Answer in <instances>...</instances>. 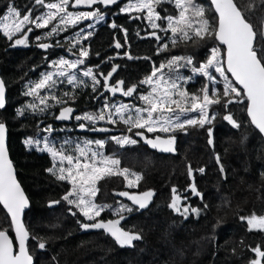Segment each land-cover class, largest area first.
<instances>
[{
    "label": "trees",
    "instance_id": "obj_1",
    "mask_svg": "<svg viewBox=\"0 0 264 264\" xmlns=\"http://www.w3.org/2000/svg\"><path fill=\"white\" fill-rule=\"evenodd\" d=\"M127 1L122 0L113 7L97 4L89 8L99 11L105 17L96 25L93 34L83 40L89 52L83 68L91 67L101 81L97 90L92 91L90 81L87 87L75 90L73 100L63 97L64 91H72L71 86L65 83L56 90V94L66 99L67 104L49 108L43 114L33 115L28 111L20 116L18 110L25 108L32 100L24 95L27 85L39 80L46 64L63 54L62 50L56 47L45 53L38 50L34 46L33 37L40 36V33L30 35L27 46H24L14 45V39L9 41L0 32V74L7 90L6 107L0 111V122L7 127L10 159L30 203L24 224L30 234L28 248L34 264H250L255 258L252 249L260 247L264 250V232L249 231L246 220L241 217L264 215V141L247 117L246 99L243 103L228 104L226 108L223 99L221 104L210 106L209 115H215V119L203 128L198 125L187 126L186 130H176L166 135L157 132L147 134L143 129H133L130 133L144 132L148 139L155 135L175 136V156L157 154L139 136L135 145L120 147L107 138V132L79 134L73 125L56 121L62 107H72L76 110V116L96 113L103 107L106 98L108 102H132L141 106L136 94L126 99L119 92L112 95L105 91L103 77L115 67L116 71L109 84L123 80L127 88L148 76L154 64L159 66L175 56L190 57L193 60V65L179 69L180 75L190 78L183 84L190 93L200 94L204 85L222 93L223 81L218 73L213 71L220 82L211 84L206 77L194 75L191 71L193 66L206 61L211 48L220 47L214 38H193L187 42L178 40L173 46L170 32L153 29L143 15H139L140 19H133L135 16L121 13L120 9ZM197 2L209 10L210 17L215 15L207 0ZM238 3L253 25L259 28L264 21L261 0H238ZM9 4L18 7L21 15L29 8L33 9V16L44 10L40 5H35L33 0H0V18L6 14ZM249 4L255 6L251 11L247 7ZM157 11L162 16L176 13L174 5L168 3L161 4ZM157 23L166 26V21ZM112 24L117 27L113 28ZM153 32L161 37L159 41L152 35ZM61 38L43 40L53 46ZM117 42L122 47L117 48ZM164 44L168 45L167 51L161 50ZM129 56L132 58L129 59ZM148 90L147 86L140 85L138 93H147ZM229 113L241 124L239 129L233 128L223 119ZM197 116V112L188 114L192 118ZM79 123L83 122L80 120ZM41 125H50L54 129L52 137L59 136L60 139L63 135L60 130L70 128L76 140L81 137L106 139L109 143L105 144V153L119 159L120 168H127L130 173L142 176L138 186L131 189L121 176L106 177L98 182L99 192L95 197L98 205L106 206L97 220L119 219L114 210L121 205L133 209L121 213L124 219L120 223V227L125 230L142 236L141 240L134 241L133 247L121 248L102 229L81 230L82 223L94 221H85L74 207L62 199L70 185L58 181L46 171L52 166L51 157L24 143L42 131ZM121 129L122 132L127 131ZM208 129L212 130L211 146L208 143ZM189 165L194 170L203 168L204 172L194 171L193 177H189ZM221 167L223 172L220 171ZM193 179L202 198L195 195L192 199H182V204L190 209H200V213L197 215L190 211L185 219V216L169 207L171 189L175 187L184 198ZM145 191H153L155 195L143 212H138L127 197L118 195L120 192L132 195ZM52 203L54 205L50 207ZM9 225V218L0 207V228L7 230L13 238ZM41 241L45 243L44 249L38 247Z\"/></svg>",
    "mask_w": 264,
    "mask_h": 264
},
{
    "label": "snow or ice",
    "instance_id": "obj_2",
    "mask_svg": "<svg viewBox=\"0 0 264 264\" xmlns=\"http://www.w3.org/2000/svg\"><path fill=\"white\" fill-rule=\"evenodd\" d=\"M33 3L47 11L33 16V9L29 8L21 15L18 7L9 4L6 14L0 18V32L9 41H13V38L16 37L14 45L27 46L28 33H31L34 28H48L49 25H52L48 32V35L52 36L62 30L66 31L69 26L75 27L83 20L96 18L99 22L104 19L99 11L73 12L69 9L81 6L91 8L97 4L107 7L117 4L118 0H33ZM163 3L173 4L176 13L162 16L157 8ZM261 5L264 6V0H261ZM247 7L251 11L255 6L249 4ZM211 8L214 9L215 15L210 17L209 10L201 6L197 0H129L128 4L121 8V11L129 14L146 12L144 18L153 29L171 33L173 46L177 44L178 40L187 42L193 38L199 40L214 38L218 41L219 45L223 46V50L220 47L211 48L206 61L198 66H193L191 71L194 75L206 77L211 84H217L222 80V93L216 88L210 90L208 85H204L200 89V94L190 93L183 87V84H186L190 78L180 75L179 69L193 65V60L190 57L175 56L159 66L154 64L148 76L138 84L127 88L124 87L123 80L109 84L112 74L116 71L115 67L103 77L105 91L112 95L119 92L124 97H133L136 94L137 98L143 102V106L128 103L109 104L106 98L103 107L96 113H85L73 117L74 109L72 107H62L56 119L83 120L92 125L99 121L112 125L119 122L127 127L129 133L133 129H143L148 133H172L176 130H186L187 126L198 125L203 128L205 124H211L215 115H209V108L212 105L221 104L222 99L225 100L223 105L225 108L228 104L243 103L246 99V112L250 123L264 137V43H262L264 41V21L259 28L254 26L238 0H211ZM132 18L140 19L141 17ZM162 20L166 21V26L157 23ZM54 21H56L55 24ZM29 25L31 26L29 27ZM92 26L89 25V27ZM112 27L115 28L117 25L112 24ZM25 28H27V32H25ZM90 35L91 33H86L83 39L87 40ZM152 35L157 41L161 39L155 32ZM69 43L73 48L80 44L79 34H77L74 43L71 40ZM115 46L122 47L119 42ZM39 47L48 49L52 45L41 43ZM167 49V44L161 46V50L167 51ZM88 55V50L80 47L77 59L60 58L53 62L54 71L43 73L39 80L27 85L24 95L31 97L32 100L25 108L18 110V115L24 116L28 111H31L33 115L43 114L49 108L67 104L66 99L56 94V90L65 83L71 86L72 91H64L63 97L74 100L75 90L88 86L83 78L91 80L92 91L95 92L101 81L97 79V75L94 74L91 67L81 68ZM213 71L219 74L220 80L213 75ZM228 73L231 74L232 79H229ZM101 75L103 74L101 73ZM140 85L147 86L149 89L147 93H138ZM4 108L5 85L3 80H0V109ZM192 112H197L198 116L188 117V114ZM182 116L188 118L182 119ZM223 119L233 128L241 127V124L230 113L224 115ZM79 128L101 132L110 131L108 128L93 127L89 129L84 123H81ZM53 130L50 125L43 129L49 134ZM6 134V126L0 122V206L6 210L7 217L10 218L9 226L15 232V244L8 231L0 228V264H34L33 256L28 248L30 234L21 219L24 210L29 207V201L17 180L13 162L9 159L5 142ZM135 135L143 139L153 149L166 153H175L176 151L175 136L168 138L156 136L154 139H148L144 132L140 131H137ZM208 135L212 136L211 129H208ZM110 139L121 147L135 145L138 142L128 135L112 136ZM24 143L51 157L52 166L46 171L55 176L58 181H64L70 185L62 199L78 209L88 221H94L93 223H82L81 227L84 230L102 229L110 234L121 248L133 247L134 241L142 239L139 233H133L120 227L121 220L124 219L121 213L133 210L126 205H121L119 209L114 210L119 219L97 220L106 207L95 202V197L99 192L97 184L100 180L106 177L121 176L127 181V187L131 188L138 186V182L142 179L141 175L130 173L127 168H120L121 161L119 159L107 156L101 151L105 147V141L74 142L69 139L57 145L49 137H33L26 139ZM208 143L212 144L213 141L209 139ZM216 159L219 162V156ZM187 171L188 176L193 177L194 171L203 173L204 169L194 170L189 165ZM220 171H224L223 167ZM190 190L194 195L201 196V193L197 191L194 179ZM171 192L172 200L169 207L174 212L185 216V219L187 218L186 214L190 211L199 215L200 209L183 206L182 199H187V197L182 198L175 187L171 189ZM118 195L127 197L140 209H144L148 207L155 193L145 191L139 195H130L127 192H120ZM54 203H59V201ZM241 219L246 220L249 231L264 232V215L252 214L249 217H241ZM38 247L44 249L45 243L39 242ZM252 251L255 253V258L250 261V264H262L264 250L256 247Z\"/></svg>",
    "mask_w": 264,
    "mask_h": 264
},
{
    "label": "rangeland",
    "instance_id": "obj_3",
    "mask_svg": "<svg viewBox=\"0 0 264 264\" xmlns=\"http://www.w3.org/2000/svg\"><path fill=\"white\" fill-rule=\"evenodd\" d=\"M128 2L129 1H127L122 7H125L127 4H128ZM121 7V8H122ZM70 11H73V12H79V11H85V12H87V11H96V10H90L88 7H85V6H81V7H79V8H71L70 7V9H69ZM47 11V9H44L43 10V12L42 13H44V12H46ZM120 12L121 13H124V12H122L121 11V9H120ZM41 13V14H42ZM124 14H127V15H131V16H139V15H143L144 17H145V15H146V12L145 13H135V12H133V13H124ZM40 15V14H39ZM103 20H105V17H104V19ZM103 20H101V21H103ZM101 21H99V22H97V19L96 18H93V19H91V20H83V21H81V22H79L75 27H71V26H69L68 28H67V30L66 31H60L58 34H54V35H52V36H49L48 35V32H49V30H50V28L52 27V25H49V27L48 28H40V29H36V28H34L33 29V31L31 32V33H28V37L30 36V35H32V34H35V33H40V36L39 35H34V37H33V42H34V46H37V45H39V44H41V43H48V44H51L50 42H48V41H44L45 39H51V38H53V39H55V38H58L59 36H62V38L60 39V40H57L56 41V44H54L53 45V47H56V49H58V50H62V52H63V54H60V56H58V57H54L51 61H49V63L48 64H46V67L42 70V72H41V75L43 74V73H46V72H50V71H54V68L52 67V64H53V62H55V61H57V60H59L60 58H65V59H71V60H75V59H77L78 58V50H79V48L80 47H84V48H86V46H85V44L83 43V36L86 34V33H91V34H93V32H94V30H95V27H96V25L98 24V23H100ZM54 24L56 23V21H54L53 22ZM89 25H93L92 27H89ZM31 25H29V27H30ZM25 32H27V28H25ZM77 34H79V37H80V39H81V43L80 44H78V45H76V47L75 48H73L72 47V44L71 43H69V41L71 40V41H73V43L75 42V39H76V36H77ZM18 35H22V34H18ZM39 37V39H37ZM16 37H14L13 39H15ZM44 39V40H43ZM85 41V40H84ZM64 47V48H63ZM66 47V48H65ZM81 68H83V65L81 66ZM41 77V76H40ZM83 79H85L86 80V82L88 83V82H90L91 80H89L88 78H83ZM35 82V81H34ZM126 99H129V97H125ZM109 104H112V103H117V104H119V103H123V102H114V101H111V102H108ZM126 103H128V104H132V102H126ZM140 103H141V106H143V102H141L140 101ZM140 106V105H139ZM101 109V108H100ZM99 109V110H100ZM98 110V111H99ZM97 111V112H98ZM83 115V114H82ZM75 120V119H74ZM84 124H86L88 127H90L89 129H91V128H93V127H95V128H108V129H110V131H107V133L109 134L108 136H107V138H109L110 139V137H112V136H124V135H128V136H131L133 139H137L136 138V135H135V133H133V134H130L128 131H126V132H122V129H121V127L123 128V129H126L127 130V127L123 124V123H117V124H115V125H112V124H107V123H105L104 121H99V122H97L95 125H92V124H89L87 121H83V120H81ZM75 122H77V125H79L80 123V121H77V120H75ZM111 125V126H110ZM117 125V126H116ZM47 126H49V125H47ZM114 126H116V128L114 127ZM121 126V127H120ZM46 127V125H41L40 126V129H42V131L40 132H38L37 133V135H36V137L35 138H43V137H49V139L50 140H54L55 142H56V144L57 145H59V144H61V143H63L65 140H69V139H71L72 141H84V140H92V141H95V140H99V139H92V138H89V137H81V138H79V139H77L76 140V138L75 137H73V135H72V129L70 128V129H61L60 131H63V135H62V137H61V139L59 138V136H53L52 137V133L51 134H49V133H47V132H44L43 131V129ZM145 131V130H144ZM99 133H105V132H101V131H98ZM146 132V131H145ZM74 133V132H73ZM122 133V134H121ZM147 134H155L156 132H153V133H148V132H146ZM157 133H161L162 135H166L167 133H163V132H157ZM155 136H158V135H155ZM160 137H169V135H167V136H160ZM209 139H210V137H209ZM211 140H212V137H211ZM103 141H105V144L107 145L108 143H109V141H106V139L105 140H103ZM113 141V140H112ZM115 142V141H114ZM118 145V144H117ZM120 146V145H119ZM126 146V145H125ZM93 147H95V145H93ZM121 147V146H120ZM105 149L103 148V149H101V151H103L104 153H105V151H104ZM105 155H107V156H112V155H110V154H106L105 153ZM130 178H133V177H130ZM134 179V178H133ZM131 188H134V187H131ZM130 188V189H131ZM185 195H187L186 197L187 198H190V199H192L193 197H195V195L191 192V190H190V188L189 189H187L186 190V192H185ZM122 197H124V196H122ZM67 202V201H66ZM69 205V204H68ZM70 207H74V206H72V205H69ZM75 208V207H74ZM75 210H76V212H78L79 214H80V212H79V210L78 209H76L75 208ZM81 215V214H80ZM82 216V215H81ZM84 219H85V221H88L85 217H84ZM88 222H92V221H88Z\"/></svg>",
    "mask_w": 264,
    "mask_h": 264
},
{
    "label": "water",
    "instance_id": "obj_4",
    "mask_svg": "<svg viewBox=\"0 0 264 264\" xmlns=\"http://www.w3.org/2000/svg\"><path fill=\"white\" fill-rule=\"evenodd\" d=\"M122 0H118V3L119 2H121ZM209 3H210V5H211V0H207ZM117 3V4H118ZM116 5V4H115ZM114 5H109V6H107V7H113ZM213 10V12H214V9H212ZM215 14V13H214ZM217 43H218V45H219V42L218 41H216ZM220 47H222L223 48V46H221V45H219ZM37 47V49L38 50H40V51H42L43 53H45V52H47L49 49H51L52 47H50V48H48V49H43V48H41V47H39V45H37L36 46ZM228 76L230 77V79H232V77H231V74L230 73H228ZM0 80H2V78H1V74H0ZM5 85V84H4ZM6 97H7V90H6V87H5V107H6ZM5 109V108H4ZM4 109H0V111H2V110H4ZM76 114V110L74 109V112H73V117H74V115ZM246 114H247V112H246ZM248 117V116H247ZM248 119H249V121H250V118L248 117ZM56 121L57 122H63V123H67V124H69V123H71V121H72V119H69V120H58V119H56ZM6 126V125H5ZM254 127V126H253ZM7 128V127H6ZM258 131V130H257ZM76 132L77 133H79V134H84V133H89V134H93L94 133V131H91V130H82V129H80L79 128V126L76 128ZM156 136H154V137H152V138H149V139H154ZM212 137V136H211ZM211 137H210V139H211ZM262 137V136H261ZM162 138H168V137H162ZM262 139H263V141H264V137H262ZM6 147H7V149H8V130H7V134H6ZM146 145H148V144H146ZM176 145H177V138H176V141H175V145H174V147H175V149H176ZM210 146L212 145V144H209ZM149 146V145H148ZM150 147V146H149ZM151 148V147H150ZM152 150H154L157 154H159V155H165V156H175L176 154H177V151H175V153H166V152H161V151H159V150H157V149H153V148H151ZM8 155H9V151H8ZM9 159H10V155H9ZM11 160V159H10ZM14 166V165H13ZM14 169H15V167H14ZM16 171V170H15ZM16 177H17V173H16ZM18 180V179H17ZM19 182V181H18ZM22 187V186H21ZM23 189V188H22ZM24 191V190H23ZM24 194H25V196H26V193L24 192ZM140 194H142V193H140ZM132 195H139V194H132ZM27 197V196H26ZM128 199V198H127ZM152 199H153V197H152ZM29 201V200H28ZM128 201L138 210V212H143L146 208H148L149 207V205L151 204V202H152V200H151V202L149 203V205H148V207H146V208H144V209H140L137 205H135V204H133L132 203V201H130L129 199H128ZM54 205V203H52L51 205H50V207L51 206H53ZM2 209H3V207L2 206H0ZM30 209V203H29V207H27L25 210H24V213H23V215H22V217H21V219H22V222L24 223V216H25V214L28 212V210ZM3 211L6 213V210H4L3 209ZM7 215V214H6ZM9 221H10V218H9ZM24 226H25V224H24ZM26 228V227H25ZM81 230L84 232V231H86V230H84L82 227H81ZM12 235H13V241H14V244H15V232L12 230ZM110 235V234H109ZM111 236V235H110ZM11 238V237H10ZM34 261V260H33Z\"/></svg>",
    "mask_w": 264,
    "mask_h": 264
},
{
    "label": "flooded vegetation",
    "instance_id": "obj_5",
    "mask_svg": "<svg viewBox=\"0 0 264 264\" xmlns=\"http://www.w3.org/2000/svg\"><path fill=\"white\" fill-rule=\"evenodd\" d=\"M76 115H74V117H75ZM70 125H73V127L75 128V130H76V128L80 125H77V122H75V120L73 119L72 120V122L71 123H69ZM69 124H67L66 122H65V125H69ZM87 133V132H86ZM136 138H139L138 136H136ZM143 140V139H142ZM144 141V140H143Z\"/></svg>",
    "mask_w": 264,
    "mask_h": 264
}]
</instances>
